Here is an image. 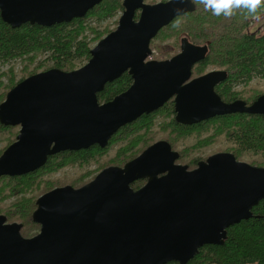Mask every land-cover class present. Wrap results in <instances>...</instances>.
Segmentation results:
<instances>
[{"label":"water","instance_id":"1","mask_svg":"<svg viewBox=\"0 0 264 264\" xmlns=\"http://www.w3.org/2000/svg\"><path fill=\"white\" fill-rule=\"evenodd\" d=\"M100 1L0 0V18L12 28L49 27L84 17ZM122 6L116 27L90 49L85 64L31 74L8 90L0 123L20 128L0 154V177L39 169L60 151L103 148L120 127L171 98L183 125L236 113L264 118V94L247 104L225 102L216 93L226 71L191 78L207 44L183 36L178 53L150 59L151 40L175 17L192 12V0H122ZM124 72L131 85L99 103L97 93ZM177 159L178 152L158 140L78 188L54 187L35 201L31 216L40 229L31 237L21 235V223L0 215V264H186L200 247L223 245L227 228L251 218L264 199V167L231 152L212 154L193 169ZM138 179L146 182L133 189Z\"/></svg>","mask_w":264,"mask_h":264},{"label":"trees","instance_id":"2","mask_svg":"<svg viewBox=\"0 0 264 264\" xmlns=\"http://www.w3.org/2000/svg\"><path fill=\"white\" fill-rule=\"evenodd\" d=\"M159 1L166 0H145L150 4ZM192 1L195 9L175 17L162 27L150 42L151 50L156 39L168 40L170 50L166 54H174L179 51L183 36L194 44H207V54L203 60L192 66V75L205 72L206 67L226 71L227 78L215 88L216 93L226 102L241 99L250 103L264 94V91L257 90L254 96L247 98L242 92L232 90L234 85L246 84L256 77L264 80V33H253L248 29L249 23L254 20L253 16L243 8L234 9L230 17L223 14L217 16L211 10H205L202 4ZM122 11V0H101L84 17L49 27L24 23L12 28L0 18V64L16 60L21 63L22 73L17 79L13 76L6 78V82L0 75V103L11 87L31 74L49 68L70 71L85 64L90 58V49L116 27L119 18L117 15ZM258 14H264V7L258 9ZM113 17L117 18L112 28L104 25L97 30L90 25V18L102 21ZM89 34L91 38H88ZM131 83V76L127 72L122 73L112 82L106 83L103 90L97 93L98 101L101 103L112 99L125 91ZM173 105V100L169 99L153 113L143 114L120 127L103 148L92 145L80 151L56 153L49 156L39 169L20 176L1 177L0 214L6 217L7 222L21 223V235L31 237L39 230V225L32 221L31 216L36 207V198L59 185L58 180L54 182L49 178L41 179L42 174L59 171L67 166L73 167L77 163L80 166L84 163L95 164L87 176L88 182L104 167L122 166L158 140L167 141L179 153L178 161L194 167L199 157L188 158L189 146L180 149L178 142L190 137L195 142L191 145L192 148H199L201 155H208L207 149L201 148L207 140L200 135V130L208 123L216 124L214 134L217 135L213 139H224L227 145L224 151L231 152L237 160L249 154L253 157L245 162L264 167V118L261 115L228 114L199 124L182 125L173 117ZM157 113L162 114L161 122L166 123L159 131L155 129L157 122L153 117ZM7 128L9 143L6 146L15 140L18 133V126ZM109 150L115 153L113 157L101 165L97 161L94 163L93 158ZM83 181L84 179L81 182ZM145 181L136 180L131 187L137 189ZM251 211V218L227 228L223 245L208 244L200 247L197 254L186 264H264V199L253 206Z\"/></svg>","mask_w":264,"mask_h":264},{"label":"rangeland","instance_id":"3","mask_svg":"<svg viewBox=\"0 0 264 264\" xmlns=\"http://www.w3.org/2000/svg\"><path fill=\"white\" fill-rule=\"evenodd\" d=\"M120 14L121 13H119L117 15V17H119ZM117 17L107 18V19L102 20V21H98L94 18H90L89 21H90L91 27L99 30L104 25H109V27L112 28L114 26V21ZM255 28H258L261 30L259 32L260 34L264 33V14L260 15L259 20L254 19L253 21H251L249 23V26H248L249 30H254ZM87 36H88V38H91L90 34ZM169 50H170V44H169L168 40L156 39V42H154L153 47H152V56H153L152 58L159 59L162 56H166L167 55L166 52H168ZM162 53H164L166 55H164V54L162 55ZM169 55H172V53H169L167 56H169ZM20 68H21V63L17 62L16 60H15V62L7 63V64H0V75H1L2 80L4 82H6L7 81L6 78L10 79V76H13L14 79H17L19 76L22 75V73L20 72ZM210 69H211L210 67H206L205 71H208ZM251 84H252V86H243L240 88H236L235 91L236 92L237 91L242 92V94L247 98L248 97L250 98L251 96H253L257 90L264 91V80H259V81H256L255 83H251ZM161 115H162L161 113H157V114L153 115L154 120L157 122L156 128H155L156 131H159L166 124L165 122H161L162 121ZM215 126H216L215 123H208V124H206V126H204L200 130L201 137H203L204 139L207 140V143L204 146H202L201 148L202 149L206 148L207 149L206 152L208 154L210 152H215V151H220V150L224 151L227 148V145H226V143L222 137H218V138L213 139V136L217 135V134H214ZM16 130L18 131V128H16ZM157 135H159V134H157ZM194 143L195 142L190 137L182 139L178 142L180 149L189 146L188 158L206 156V155H201V153H199V150H198L199 148H197V149L192 148L191 145ZM114 155H115V153L112 150L106 151L104 154L93 158L94 163L97 161L98 165H101L104 162L108 161ZM252 157L253 156L246 154V155H243L240 160L241 161H248ZM186 164H188L190 167H192L191 164H189V163H186ZM95 166H96L95 164L88 165L85 167L84 170H89V169L93 170ZM69 167L70 166H67V167H65L59 171H55L52 173H44V174H42L41 179H48L49 178L50 180H53L54 182L56 180H58L59 185L66 184V183L73 181L75 179V176L73 173L76 172V170H75L76 168L73 170L72 168H69ZM84 170L79 171V173H84ZM3 203H6V201H4Z\"/></svg>","mask_w":264,"mask_h":264},{"label":"flooded vegetation","instance_id":"4","mask_svg":"<svg viewBox=\"0 0 264 264\" xmlns=\"http://www.w3.org/2000/svg\"><path fill=\"white\" fill-rule=\"evenodd\" d=\"M144 2H145V0H144ZM145 3H147V2H145ZM136 14H137V17H138V12H136ZM251 32H253V33H259L261 30L260 29H258V28H255L254 30H250ZM176 53H178V52H176ZM176 53H174V54H172V55H169V56H166L165 58H162V59H167V58H170L171 56H173V55H175ZM153 56H152V52H151V56H150V59H154V58H152ZM162 59H156V60H162ZM211 70H220V69H210V70H208V71H205V72H203V73H200L199 75H192V73H191V78H194V77H197V76H200V75H203V74H205V73H207V72H209V71H211ZM227 78V77H226ZM225 81V80H224ZM256 81H259V79H257V77L256 78H253L251 81H249L248 83H246V84H236V85H234L233 87H232V90H235L236 88H240V87H243V86H252V84L251 83H255ZM223 82V81H222ZM221 82V83H222ZM220 83V84H221ZM219 85V84H218ZM216 88V87H215ZM255 95V94H254ZM253 95V96H254ZM172 100H173V98H171ZM223 100V99H222ZM224 101V100H223ZM233 101V100H232ZM99 102V101H98ZM104 102V101H103ZM103 102H101V103H103ZM226 102V101H225ZM230 102V101H229ZM246 102V101H245ZM100 103V102H99ZM247 103V102H246ZM173 104H174V102H173ZM247 104H249V103H247ZM174 106V105H173ZM156 111V110H155ZM151 113H153V112H151ZM173 117H174V119H175V111H174V115H173ZM216 117V116H215ZM215 117H213V118H215ZM213 118H210V119H213ZM210 119H207V120H210ZM207 120H203V121H207ZM176 121V120H175ZM203 121H201V122H203ZM201 122H198V123H195V124H199V123H201ZM180 124V123H179ZM183 125V124H182ZM193 125V124H192ZM18 126V125H17ZM8 127H9V125H8ZM19 128H20V126H18V131H19ZM2 135V136H1ZM15 138H16V136H15ZM9 143V135H8V128H7V125H3V124H1L0 123V151L7 145ZM11 144V143H10ZM7 147V146H6ZM89 148V147H88ZM87 149V148H86ZM172 149V148H171ZM80 150H83V149H80ZM80 150H77V151H80ZM173 150V149H172ZM74 152V151H71V150H65V151H60L61 153H64V152ZM175 151V150H174ZM60 152H58V153H60ZM177 152V151H176ZM219 152H226V151H223V150H220V151H215V152H210L208 155H206V156H204V157H199L198 159V161L196 162V166H197V163L199 162V161H202V160H205L207 157H209L210 155H212V154H215V153H219ZM2 153V152H1ZM0 153V154H1ZM54 155V154H53ZM50 156H52V155H50ZM179 153H178V159L175 161V163H177V164H181V165H186L187 167H188V169H193V168H195L196 166H194V167H191L190 168V166L188 165V164H186L185 162H180V161H178L179 160ZM49 157V156H48ZM131 160V159H130ZM241 161V160H240ZM86 166H88V163H84V164H82L81 166L77 163L74 167H72V166H70L69 168H72L73 170L75 169L76 170V172H74L73 174H74V176H75V179L73 180V181H70V182H68V183H66V184H63V185H58V186H56V187H59V186H64V185H71L72 187H74V188H78V187H80V186H82V185H84V184H86L87 182H86V179L88 178L87 176H88V174L89 173H91V171H92V169H89V170H84L85 169V167ZM111 166H116V165H111ZM105 168V167H104ZM81 170H84V173H79V171H81ZM102 170V169H101ZM100 170V171H101ZM72 171V170H71ZM99 172V171H98ZM97 172V173H98ZM96 173V174H97ZM95 174V175H96ZM95 175L93 176V178L95 177ZM1 177H6V176H1ZM0 177V178H1ZM92 178V179H93ZM84 179V181L83 182H81L82 180ZM91 180V179H90ZM89 180V181H90ZM138 180H142V179H138ZM146 180V179H145ZM88 181V182H89ZM146 182V181H145ZM53 189V188H52ZM51 190V189H50ZM49 191V190H48ZM47 192V191H46ZM45 193V192H44ZM43 194V193H42ZM42 194H39V196L40 195H42ZM38 196V197H39ZM37 197V198H38ZM36 198V199H37ZM36 201V200H35ZM36 208V207H35ZM35 210V209H34ZM0 215H2V214H0ZM6 221H7V219H6ZM10 223V222H9ZM37 224V223H36ZM39 225V224H38ZM39 229H40V226H39ZM39 231V230H38Z\"/></svg>","mask_w":264,"mask_h":264},{"label":"clouds","instance_id":"5","mask_svg":"<svg viewBox=\"0 0 264 264\" xmlns=\"http://www.w3.org/2000/svg\"><path fill=\"white\" fill-rule=\"evenodd\" d=\"M202 4L205 10H211L213 14L219 16L223 14L230 17L234 9H246L254 19L259 20L258 9L264 7V0H195Z\"/></svg>","mask_w":264,"mask_h":264}]
</instances>
